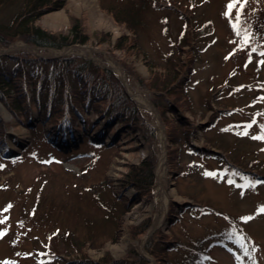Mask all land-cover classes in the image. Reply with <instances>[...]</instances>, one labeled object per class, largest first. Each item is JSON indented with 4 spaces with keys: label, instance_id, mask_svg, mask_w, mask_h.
Masks as SVG:
<instances>
[{
    "label": "rangeland",
    "instance_id": "obj_1",
    "mask_svg": "<svg viewBox=\"0 0 264 264\" xmlns=\"http://www.w3.org/2000/svg\"><path fill=\"white\" fill-rule=\"evenodd\" d=\"M74 24L86 44H0L26 100L0 95V264H264V0H67L36 22Z\"/></svg>",
    "mask_w": 264,
    "mask_h": 264
},
{
    "label": "trees",
    "instance_id": "obj_2",
    "mask_svg": "<svg viewBox=\"0 0 264 264\" xmlns=\"http://www.w3.org/2000/svg\"><path fill=\"white\" fill-rule=\"evenodd\" d=\"M15 1H17V3ZM66 2L67 0H0V44H5L7 41H14L17 39L33 44L38 47L57 48V49H61L70 44H76V43L86 44L87 38L85 37L84 34H82L79 25L78 26L76 24L72 25L71 33L68 34L51 33L36 25V22L43 16L63 9L65 7ZM11 3H12V7L15 9L14 15L12 18L5 20L7 18H3V16L1 15L2 9L8 5L10 6ZM110 12L113 14L114 18L118 22H122L123 24L126 23L128 25V29L132 30L127 20L122 21L119 18L118 15L120 13L116 14L115 11L113 10H111ZM124 13L125 12H123V14ZM127 14L131 17L135 16L133 15V13L129 11ZM123 42H127V38L122 36L116 40V46L118 44V48H119V44H122ZM134 45L135 44H133V47ZM5 58L6 57H0V95H2L5 99L8 100L9 106L12 109V111L14 113H18L19 111H22L24 109L23 107L26 102L25 98H23L24 99L23 100L20 96L22 93L21 89L23 91V86H22L23 84L22 82H20L21 81L20 79L22 77L18 75L17 69H15L14 71H10L7 68L8 66L4 64L5 63L4 60H6ZM69 65H72V63L69 62L67 68H63L64 69V71L62 72L64 73L63 75L73 70L74 75H76V77L74 78L76 80H82L81 77L83 73L82 70H80L79 67L71 70V68H69ZM150 69L153 71L152 68ZM47 83L48 82L41 84L43 86L42 87L43 91H45L44 89L48 87ZM61 83L59 82V84H57L56 89H59L58 93L61 95V98H63L64 88L62 85L60 86ZM153 85L158 86L159 84L153 83L150 86L153 88L154 87ZM73 87H74V91L76 92H73L74 95H72L73 98L71 99V103H69L68 105L69 107H68L67 115L65 116L63 115V119H65V121L62 124H60L63 130H65V127L68 126L69 121L73 124V120L79 116L80 112L75 108L76 107L75 105L80 104L79 101L82 97L84 98L87 97L86 90L83 87L80 86L79 88L77 83ZM108 88H110L112 91H114L115 89L113 86H109L108 84L101 85V87L99 88L94 87V94L90 96L92 97L90 99L91 102L99 104V102H105L108 97L110 98L113 94L109 92ZM164 89L165 88L162 87V90ZM35 101L36 100L34 99V102ZM66 103L62 102V107ZM109 106L110 107L106 111L108 115L109 113H113V111H115L114 104L112 106L111 104H109ZM71 109H72V116H71ZM59 112L58 115L61 114L60 118H62V112L60 113ZM118 113L123 114L122 112H118ZM70 128L71 127H69V129ZM153 181H154L153 167L152 166L148 167V165L138 168L137 171L134 172V174L131 176V182H134L135 185H138L140 187L148 188L153 183Z\"/></svg>",
    "mask_w": 264,
    "mask_h": 264
},
{
    "label": "bare ground",
    "instance_id": "obj_3",
    "mask_svg": "<svg viewBox=\"0 0 264 264\" xmlns=\"http://www.w3.org/2000/svg\"><path fill=\"white\" fill-rule=\"evenodd\" d=\"M142 93L140 92V91H138V93L137 94H135V93H132V96H133V98L137 101V103L139 104V105H141V106H152L151 105V103H150V101L146 98V97H144L143 95H141ZM160 136V138L161 139H163V141H164V136L162 137L161 135H159ZM163 159H164V156L162 155L161 156V161H163ZM159 197V200L161 199V198H165L166 196H165V190H164V187H160L159 188V192H158V196H157V198ZM162 200V199H161ZM160 200V201H161ZM162 206H163V209H165L166 210V208H165V204L163 203L162 204ZM161 221H159V223H160ZM158 223V222H157ZM157 223H155V225H154V227H157Z\"/></svg>",
    "mask_w": 264,
    "mask_h": 264
},
{
    "label": "snow or ice",
    "instance_id": "obj_4",
    "mask_svg": "<svg viewBox=\"0 0 264 264\" xmlns=\"http://www.w3.org/2000/svg\"><path fill=\"white\" fill-rule=\"evenodd\" d=\"M228 7H229V9H231L232 7H234V5L230 4ZM262 211H264V209H262ZM248 219H251V217H249ZM0 222H2V221H0Z\"/></svg>",
    "mask_w": 264,
    "mask_h": 264
}]
</instances>
